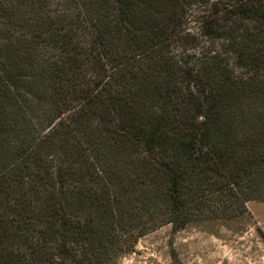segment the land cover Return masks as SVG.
I'll list each match as a JSON object with an SVG mask.
<instances>
[{
  "label": "trees",
  "instance_id": "1",
  "mask_svg": "<svg viewBox=\"0 0 264 264\" xmlns=\"http://www.w3.org/2000/svg\"><path fill=\"white\" fill-rule=\"evenodd\" d=\"M264 202V0H0V264H118Z\"/></svg>",
  "mask_w": 264,
  "mask_h": 264
},
{
  "label": "rangeland",
  "instance_id": "2",
  "mask_svg": "<svg viewBox=\"0 0 264 264\" xmlns=\"http://www.w3.org/2000/svg\"><path fill=\"white\" fill-rule=\"evenodd\" d=\"M248 213L228 221L171 224L141 237L118 264H264V202L247 203Z\"/></svg>",
  "mask_w": 264,
  "mask_h": 264
}]
</instances>
